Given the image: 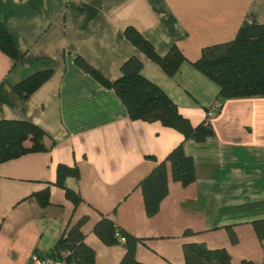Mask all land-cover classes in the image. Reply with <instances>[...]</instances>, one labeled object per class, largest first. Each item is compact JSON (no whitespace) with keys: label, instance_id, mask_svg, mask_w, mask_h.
Returning a JSON list of instances; mask_svg holds the SVG:
<instances>
[{"label":"crops","instance_id":"crops-1","mask_svg":"<svg viewBox=\"0 0 264 264\" xmlns=\"http://www.w3.org/2000/svg\"><path fill=\"white\" fill-rule=\"evenodd\" d=\"M0 21L20 57L15 63L0 51V121L38 126L49 148L0 164V264L48 256L83 217L95 264H119L126 252L122 237L107 246L95 235L103 218L140 240L136 258L144 264H186V243L225 248L232 264H264L254 229L264 220V97L222 101L210 120L214 136L198 143L159 122L131 120L115 91L76 63L81 57L115 82L122 65L138 58L142 75L197 127L221 102V89L193 63L203 49L233 41L245 22L264 24V0H0ZM127 28L159 56L176 46L186 61L169 76L126 37ZM48 69L53 75L29 98L15 91ZM180 144L194 160L195 181L185 187L170 174L168 196L149 217L140 183ZM60 165L79 169L78 179L65 181L82 199L77 206L55 184ZM47 189L50 203L41 207L35 194Z\"/></svg>","mask_w":264,"mask_h":264},{"label":"trees","instance_id":"trees-1","mask_svg":"<svg viewBox=\"0 0 264 264\" xmlns=\"http://www.w3.org/2000/svg\"><path fill=\"white\" fill-rule=\"evenodd\" d=\"M126 37L151 61L160 66L169 76H174L186 61L183 53L173 46L165 57L159 56L152 45L135 29L127 28ZM0 51L16 62L19 53L11 34L0 21ZM77 65L108 89H112L121 99L131 120L149 123L159 122L164 127L179 131L184 140L205 142L214 136L210 121L197 127L184 117L172 100L155 84L142 75L143 63L136 57L127 60L121 67V77L115 82L107 80L99 71L83 58L77 57ZM205 76L221 89L220 101L250 97H264V24L245 22L235 39L203 49L201 57L193 63ZM53 69L37 71L15 86V91L24 99L29 98L53 75ZM46 134L38 126L14 120L0 121V164L20 158L27 154L44 152ZM153 158V157H150ZM175 182L187 187L195 181V164L187 156L180 144L165 160L159 162L152 172L140 183L143 192L145 210L149 217L155 216L162 201L169 193V175ZM79 178L77 166L60 165L55 184L65 188L66 197L75 206L82 202L81 197L65 187L67 178ZM49 190L35 194L41 207L49 205ZM87 222L83 217L75 224H69L58 240L54 251L49 254L68 264H95L96 253L85 242L82 231ZM258 238L264 240V220L254 223ZM231 242L238 243V237L232 228H228ZM95 235L107 246L119 244V238L125 240V255L119 264H144L137 260L136 252L140 240L118 228L108 218H103L94 227ZM186 231L185 234H191ZM186 264H232L231 255L225 248L209 249L202 243H186L183 246ZM242 264H257L243 260Z\"/></svg>","mask_w":264,"mask_h":264},{"label":"built area","instance_id":"built-area-1","mask_svg":"<svg viewBox=\"0 0 264 264\" xmlns=\"http://www.w3.org/2000/svg\"><path fill=\"white\" fill-rule=\"evenodd\" d=\"M221 107V103L217 102L208 112L206 122H209L216 111ZM30 264H68L64 260H57L49 256L39 257L34 256Z\"/></svg>","mask_w":264,"mask_h":264}]
</instances>
